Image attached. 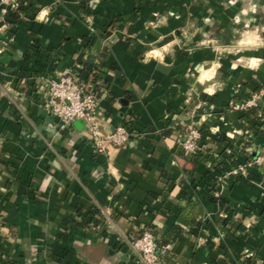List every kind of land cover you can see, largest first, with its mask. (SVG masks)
<instances>
[{"label":"crops","instance_id":"0c3cea01","mask_svg":"<svg viewBox=\"0 0 264 264\" xmlns=\"http://www.w3.org/2000/svg\"><path fill=\"white\" fill-rule=\"evenodd\" d=\"M223 2L22 0L7 14L0 264H134L115 239L145 229L168 245L160 264H264V174H227L264 154V39L245 45L252 13ZM237 26L243 47L219 51ZM66 68L96 96L99 153L83 121L58 132L44 108ZM120 125L135 137L105 143ZM189 127L192 155L178 146Z\"/></svg>","mask_w":264,"mask_h":264},{"label":"built area","instance_id":"2783aa9c","mask_svg":"<svg viewBox=\"0 0 264 264\" xmlns=\"http://www.w3.org/2000/svg\"><path fill=\"white\" fill-rule=\"evenodd\" d=\"M22 0H0V29H4L5 17L8 12L18 10ZM253 97L238 104H230L232 110H246L254 107ZM44 108L55 121L58 132L68 129L73 120L84 122L93 145L99 153L103 145L97 140L95 123L96 96L92 92L87 81L77 79L69 69L61 70L55 79L45 81ZM135 136L122 125L114 127L105 137L104 142L113 147H125ZM198 131L189 127L184 136L178 142L183 153L192 155L198 151ZM255 166L264 174V154H259L253 161L246 165L233 167L227 174L233 177L244 176L246 168ZM127 250L134 264H160L161 257L168 250V245L160 244L151 230H143L137 237L132 239H115Z\"/></svg>","mask_w":264,"mask_h":264},{"label":"rangeland","instance_id":"374dc122","mask_svg":"<svg viewBox=\"0 0 264 264\" xmlns=\"http://www.w3.org/2000/svg\"><path fill=\"white\" fill-rule=\"evenodd\" d=\"M254 2L256 3L257 0H224L223 2V6L226 5V3H229L230 5H237L238 4V8L241 9H245L246 11H250L253 15V17H250V21L251 23H253L252 27L256 30L257 28V21L258 20V12H259V5L254 4ZM262 7H264V5H262ZM15 11V10H14ZM5 23L7 24V22L5 21ZM235 25L238 24L237 20H234ZM240 23V22H239ZM239 25V24H238ZM251 27V26H250ZM255 30L250 29V31H252V35L253 37L251 38V41L247 42V40L244 41L245 45H251L250 47H253L254 49H257V46L259 43H261L264 39L263 35L264 32H256ZM245 31V30H244ZM1 32V29H0ZM233 34H235L236 39H232V38H227V37H222L221 39H218L219 42H222L221 47H219V51L220 50H228V51H236L238 49H241L243 46L241 44V34H243V26H237L235 28V31H233ZM247 34V33H246ZM259 34L262 36L259 37ZM247 46V47H248ZM259 154L256 153L251 159L247 160L245 163L243 164H237L235 165V167L241 166V165H246L247 163H250L251 161H253ZM252 168H255V166H251ZM236 177H246V170H245V175L244 176H236Z\"/></svg>","mask_w":264,"mask_h":264},{"label":"trees","instance_id":"16d2710c","mask_svg":"<svg viewBox=\"0 0 264 264\" xmlns=\"http://www.w3.org/2000/svg\"><path fill=\"white\" fill-rule=\"evenodd\" d=\"M16 11L17 10H15V11H10V12H8V14L10 15V16H12V15H15L16 14ZM92 77V76H91ZM251 159V158H250ZM163 245H164V243H163Z\"/></svg>","mask_w":264,"mask_h":264}]
</instances>
